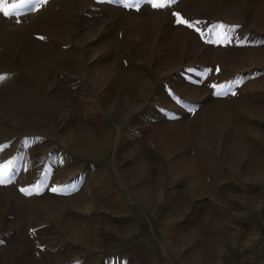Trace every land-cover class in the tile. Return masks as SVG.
<instances>
[{
  "label": "rangeland",
  "instance_id": "374dc122",
  "mask_svg": "<svg viewBox=\"0 0 264 264\" xmlns=\"http://www.w3.org/2000/svg\"><path fill=\"white\" fill-rule=\"evenodd\" d=\"M127 2L0 12V264H264V0Z\"/></svg>",
  "mask_w": 264,
  "mask_h": 264
},
{
  "label": "snow or ice",
  "instance_id": "6c2138e0",
  "mask_svg": "<svg viewBox=\"0 0 264 264\" xmlns=\"http://www.w3.org/2000/svg\"><path fill=\"white\" fill-rule=\"evenodd\" d=\"M149 2L151 3L153 8H162L165 6V3H173V2H175V0H164V2H158V0H149ZM46 3H47V0H20V3L13 4L11 6V8H9V7L5 6V0H0V12H2L3 15L7 18V17H11L12 15L17 13L21 9L26 8L30 5L34 6L32 10H37L41 4H46ZM125 6L126 7L131 6L127 2V0H125ZM175 15H176V23L177 24L186 25L189 28L195 27V25L192 22H189V21L183 19L179 14H175ZM196 23H199V22H196ZM217 28H218V31L216 33L217 42L223 43L228 39L227 33L224 31L225 26L223 24H221V25H218ZM196 30L199 31V29H196ZM4 79H6V77L3 75H0V82H2ZM235 83L238 84L239 81H236ZM212 87L214 89H216L217 95H221L225 91L224 85H220V86L213 85ZM230 87H231V85L228 86V88H230ZM232 94H235V93H232ZM6 170H7V166H4V168L0 169V184H4V183L8 182ZM21 191L28 193L29 190L28 189H21ZM52 191L56 192V191H58V189L53 188Z\"/></svg>",
  "mask_w": 264,
  "mask_h": 264
},
{
  "label": "crops",
  "instance_id": "0c3cea01",
  "mask_svg": "<svg viewBox=\"0 0 264 264\" xmlns=\"http://www.w3.org/2000/svg\"><path fill=\"white\" fill-rule=\"evenodd\" d=\"M227 249H229V248H227ZM227 249H226V251H225V253H224V256H223L222 262H221L220 264H225V262H227V260H229V259H230L231 261L236 260L235 264H249V263L247 262V260L244 261V258L242 257L243 253H239V254L241 255L240 258L235 257V259H233L232 255H231L230 253H228L229 251H228ZM236 258H237V259H236Z\"/></svg>",
  "mask_w": 264,
  "mask_h": 264
},
{
  "label": "bare ground",
  "instance_id": "6f19581e",
  "mask_svg": "<svg viewBox=\"0 0 264 264\" xmlns=\"http://www.w3.org/2000/svg\"><path fill=\"white\" fill-rule=\"evenodd\" d=\"M230 157H232V153H231L230 155H228V160H230V159H231Z\"/></svg>",
  "mask_w": 264,
  "mask_h": 264
}]
</instances>
